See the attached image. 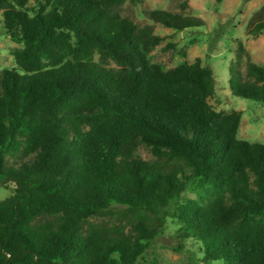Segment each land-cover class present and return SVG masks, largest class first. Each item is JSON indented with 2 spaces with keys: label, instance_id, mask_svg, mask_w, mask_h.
Wrapping results in <instances>:
<instances>
[{
  "label": "trees",
  "instance_id": "1",
  "mask_svg": "<svg viewBox=\"0 0 264 264\" xmlns=\"http://www.w3.org/2000/svg\"><path fill=\"white\" fill-rule=\"evenodd\" d=\"M127 2L143 0H0V30L22 46L0 71V186L12 192L0 264H141L168 218L206 264H264V144L239 138L240 111L209 103L216 78L200 59L166 70L174 42L150 56L165 39L123 16ZM142 14L179 32L206 25ZM247 33H264V4ZM230 73L232 95L264 107V67L240 41ZM110 214L126 226L91 221Z\"/></svg>",
  "mask_w": 264,
  "mask_h": 264
},
{
  "label": "rangeland",
  "instance_id": "2",
  "mask_svg": "<svg viewBox=\"0 0 264 264\" xmlns=\"http://www.w3.org/2000/svg\"><path fill=\"white\" fill-rule=\"evenodd\" d=\"M33 2V0H31ZM188 5V8L185 5ZM264 0H143L142 4H124L120 12L130 18L139 27L151 25L156 35L165 40L151 54L161 53L169 42L177 45L174 61L166 64L165 69H173L181 64H193L200 59L202 65L214 71L216 78L215 95L209 103L217 110L230 113L240 111L242 119L239 138L264 144V107L256 102L244 100L232 95L230 90L231 66L236 61L238 41L242 42L250 55L251 61L264 67V33L258 38L248 36V24ZM165 10L184 16H197L206 23L204 27L186 31H175L149 21L142 13L145 10ZM22 48L14 43L0 30V71L17 68L14 52ZM165 64L164 58L161 60ZM115 67V64H111ZM246 63L240 70L245 74ZM136 155L142 160L154 163L157 159L151 149L146 146L138 148ZM10 162L13 158H8ZM12 192L0 186V201L9 198ZM191 199L196 196L190 192L185 194ZM99 225H123L127 220L123 216L108 215L100 219H92ZM177 220L168 218L161 235L151 243L147 253L140 260L141 264H206L203 261L202 246L193 239H183ZM217 264V263H211Z\"/></svg>",
  "mask_w": 264,
  "mask_h": 264
}]
</instances>
